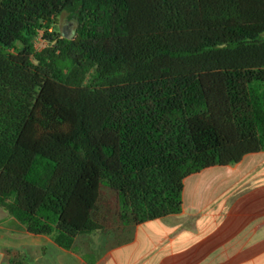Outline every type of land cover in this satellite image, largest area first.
Here are the masks:
<instances>
[{
    "label": "trees",
    "instance_id": "trees-1",
    "mask_svg": "<svg viewBox=\"0 0 264 264\" xmlns=\"http://www.w3.org/2000/svg\"><path fill=\"white\" fill-rule=\"evenodd\" d=\"M260 152L264 0H0V209L30 234L179 214L186 178Z\"/></svg>",
    "mask_w": 264,
    "mask_h": 264
},
{
    "label": "crops",
    "instance_id": "crops-1",
    "mask_svg": "<svg viewBox=\"0 0 264 264\" xmlns=\"http://www.w3.org/2000/svg\"><path fill=\"white\" fill-rule=\"evenodd\" d=\"M182 198L179 214L79 236L71 250L0 209V264L6 250L30 264H264V152L189 176Z\"/></svg>",
    "mask_w": 264,
    "mask_h": 264
},
{
    "label": "rangeland",
    "instance_id": "rangeland-1",
    "mask_svg": "<svg viewBox=\"0 0 264 264\" xmlns=\"http://www.w3.org/2000/svg\"><path fill=\"white\" fill-rule=\"evenodd\" d=\"M75 27H76L75 22L73 21L71 16L69 14H66L63 16L62 24L59 27V31H61V34L65 35V34H68L70 32H73ZM64 29H65V33L63 32ZM40 37H39V39H36V41H35V44H36L38 51H41L46 46L45 42L40 41V39H42ZM42 45H45V46L43 47ZM209 181H211V180H209ZM202 183L205 186L208 185L206 182H202ZM212 183H217V182H216V180H214V182H212Z\"/></svg>",
    "mask_w": 264,
    "mask_h": 264
},
{
    "label": "water",
    "instance_id": "water-1",
    "mask_svg": "<svg viewBox=\"0 0 264 264\" xmlns=\"http://www.w3.org/2000/svg\"><path fill=\"white\" fill-rule=\"evenodd\" d=\"M63 32L65 33V29H64ZM72 35H73V32H70V33H68V34H65L64 37H65L66 39H69V38L72 37Z\"/></svg>",
    "mask_w": 264,
    "mask_h": 264
},
{
    "label": "built area",
    "instance_id": "built-area-1",
    "mask_svg": "<svg viewBox=\"0 0 264 264\" xmlns=\"http://www.w3.org/2000/svg\"><path fill=\"white\" fill-rule=\"evenodd\" d=\"M41 36V37H40ZM40 38H42V34H40ZM39 37L37 38V39H39ZM40 41H43L42 39H40ZM44 42V41H43ZM43 47L45 46V45H42ZM35 47H36V44H35ZM36 49H37V47H36ZM38 50V49H37Z\"/></svg>",
    "mask_w": 264,
    "mask_h": 264
}]
</instances>
